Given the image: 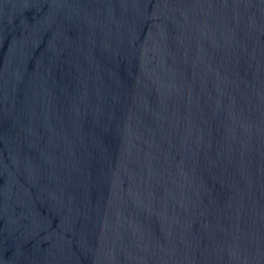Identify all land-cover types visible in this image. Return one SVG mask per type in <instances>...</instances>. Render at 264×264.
Here are the masks:
<instances>
[{
	"label": "water",
	"instance_id": "95a60500",
	"mask_svg": "<svg viewBox=\"0 0 264 264\" xmlns=\"http://www.w3.org/2000/svg\"><path fill=\"white\" fill-rule=\"evenodd\" d=\"M0 264H264V0H0Z\"/></svg>",
	"mask_w": 264,
	"mask_h": 264
}]
</instances>
